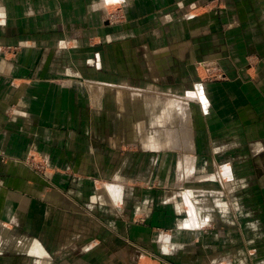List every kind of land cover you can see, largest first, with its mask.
Listing matches in <instances>:
<instances>
[{
	"label": "crops",
	"instance_id": "obj_1",
	"mask_svg": "<svg viewBox=\"0 0 264 264\" xmlns=\"http://www.w3.org/2000/svg\"><path fill=\"white\" fill-rule=\"evenodd\" d=\"M200 3L0 0V264H264V173L231 200L224 169H195L197 143L209 159L264 141V0H235L234 26ZM242 45L258 47L252 65ZM217 66L226 78L205 80ZM181 119L186 151L162 132ZM169 150L178 179L205 173L189 220L172 169V197L148 186L149 158L164 169Z\"/></svg>",
	"mask_w": 264,
	"mask_h": 264
},
{
	"label": "rangeland",
	"instance_id": "obj_2",
	"mask_svg": "<svg viewBox=\"0 0 264 264\" xmlns=\"http://www.w3.org/2000/svg\"><path fill=\"white\" fill-rule=\"evenodd\" d=\"M203 1H204V3H203ZM223 1L224 0H202L203 5H201V3H200V4H197V6H202V8H205V9L218 8L219 6H224V8L227 7L229 15H231V17H232V19L229 22H233L232 26H234L235 22H238V20L235 19V17L237 16V15H235V10H236L235 3H234L235 0H226L225 3ZM240 1H242V3H244V2L245 3H251L252 2V0H240ZM118 5H119L118 3L110 4V6H115V7L116 6L118 7ZM114 13L113 14L108 13L107 21L109 23H115L117 21L118 22L120 21L122 16H120V14L118 13L117 10L114 11ZM243 23H244V20H242V18H240V22L238 23L239 27ZM232 26L230 25L229 27H232ZM244 31L245 30L243 28L240 29L239 33L237 35V38L243 37L242 38L243 42L246 41V39L243 36ZM249 32H250V30H249ZM229 36L230 35H228V37ZM231 36H234V35H231ZM219 39H220V37H219ZM240 49L243 50L242 54H243L244 59H245L244 63H243L244 66L247 64L252 65L253 63H255L256 59L259 58L258 56H261L259 51H258V47H256V46L242 45V46H240ZM261 53L264 54L263 52H261ZM222 70L223 69L221 68V66H217V67L213 68L211 73L207 74L205 80L213 81V80H222V79L226 78V75H224V72ZM263 70H261V71H263ZM250 79L251 78H249V80ZM263 105H264V102L260 103V106L263 107ZM261 110L262 109H260V111ZM166 130L174 131V134L179 139L178 143H174L176 146L173 148L172 147L166 148L162 144V140L161 141L159 140L160 145L158 143L157 147L156 148L154 147V149L166 150V149L172 148V149H180V150L186 151V149L184 148V137L189 136L190 131H191V127H189L187 122H184L181 119V125L179 127H176V128L167 127L162 132H165ZM187 132H188V134H187ZM184 134H187V135H184ZM212 143L213 142H211V144H209V147H212L211 153L212 154L221 153V152H214L213 151L215 147H214V143H213V145H212ZM197 145H200V143H197ZM197 145H196V152L197 153H196V167H195L196 171H199L200 169H224L225 173L222 172V174L227 175V176H225L227 178H225V177L223 178L227 181L226 187L224 190L226 192V196H224V197H227L228 199L233 200V197H235L236 192H237V195L241 194L240 192H243V194H242L243 197L244 196L245 197L248 196L249 198L251 197V192H252L251 187L253 185L258 184V182H259L256 180H255V183L251 182V179L253 178L251 170L256 169L255 170L256 173L254 174V177H256V176L262 177V174L264 173V141L248 142L246 144L247 148L244 149L242 156L235 157L233 154L230 153L228 155H225L226 157H224V156H212L209 159L205 158L204 155H209L208 152H209L210 148L208 147L209 149H205L202 147L201 149H198ZM130 148L132 150H135V151L142 150L139 145L132 146ZM154 149H148L147 153L149 154V156L150 155L155 156L157 154L161 155V153H164V151H157L156 152V150H154ZM178 152L179 151H176L177 154H178ZM165 153L168 154L169 157H166L163 160V163H164V161L166 163V165L164 166V169L160 168V167L158 168L157 165H154L153 162L150 163L152 158H149L148 182L150 184H148V186L150 187V186L154 185L157 187V190H159V189L164 190L165 189L164 190L165 193H162L164 198H165V196H166V199L169 197H172V195H171L172 193L169 194L170 191H166L167 184H165L167 182L165 177H166V175L168 176L167 171L169 172L170 169H172L171 175L169 176V181L171 184H173V182L175 183V188L172 192L177 190L176 192L179 195V199H178V196L177 197L175 196L174 198H171V199H173L174 202H177L175 199L179 200V202H178L179 206H180L179 211L182 212V214L180 213L181 214L180 216H182V218L187 217V219L189 220L190 216H193L195 214L194 211H191V209L198 211L199 203L204 202L205 199H206V201H208L207 198H205V194H204L205 187H204L203 179H204L205 173L202 172L201 174H196L195 169H193L191 174H187L184 171L182 178L178 179L177 172H176L177 169H175L176 158H174L175 156L173 155V153L170 150L165 151ZM183 156H182V154H180L179 159ZM4 160H6V159H4ZM30 160H31V165H32L33 169L38 170L39 172L44 170L43 169L44 166H43L42 161L35 160L33 158ZM33 160L35 162L32 163ZM194 164H195V162H194ZM225 166H227V167H225ZM228 169H232V170H230V172L228 173V171H229ZM236 169H239V170L236 171ZM119 179L122 180V178H120L118 176L117 181H120ZM194 181H198L195 184L196 186H192V183ZM239 181H240V183H239ZM245 181L248 183L245 184L244 186L240 185L241 182L244 183ZM260 183H261V181L259 182V184ZM168 187H170V186H168ZM256 190H258V187L256 188ZM261 190L262 189L260 188L259 191H261ZM225 192H224V195H225ZM262 192L264 193V191H262ZM186 195L190 199V202H191V203H189L190 205L188 204V201H186ZM228 208L231 212H235V210L237 209L232 201L230 202V205ZM190 214H192V215H190ZM263 223H264V221L260 220V222H259L260 229L263 228V226H262ZM192 224H193V222L190 223L189 225H192ZM207 226L208 225H206V226L200 225V228L204 229ZM186 227H189V226H186ZM260 248L264 249V239L263 238L260 239ZM261 255H264V254L261 253L260 256Z\"/></svg>",
	"mask_w": 264,
	"mask_h": 264
}]
</instances>
